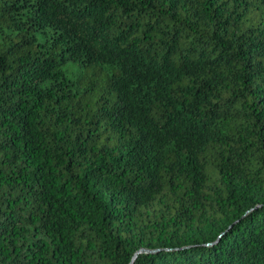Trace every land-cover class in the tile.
<instances>
[{
  "label": "trees",
  "instance_id": "obj_1",
  "mask_svg": "<svg viewBox=\"0 0 264 264\" xmlns=\"http://www.w3.org/2000/svg\"><path fill=\"white\" fill-rule=\"evenodd\" d=\"M141 250L264 264V0H0V264Z\"/></svg>",
  "mask_w": 264,
  "mask_h": 264
},
{
  "label": "water",
  "instance_id": "obj_2",
  "mask_svg": "<svg viewBox=\"0 0 264 264\" xmlns=\"http://www.w3.org/2000/svg\"><path fill=\"white\" fill-rule=\"evenodd\" d=\"M142 253H144L143 250L139 251V252L133 257V259H132V261H131L130 264H132V263L134 262V260L136 259V256H137V255L142 254Z\"/></svg>",
  "mask_w": 264,
  "mask_h": 264
},
{
  "label": "rangeland",
  "instance_id": "obj_3",
  "mask_svg": "<svg viewBox=\"0 0 264 264\" xmlns=\"http://www.w3.org/2000/svg\"><path fill=\"white\" fill-rule=\"evenodd\" d=\"M70 71H72V69H70Z\"/></svg>",
  "mask_w": 264,
  "mask_h": 264
}]
</instances>
